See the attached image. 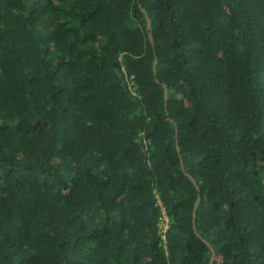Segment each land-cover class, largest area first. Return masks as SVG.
Instances as JSON below:
<instances>
[{
	"label": "trees",
	"instance_id": "obj_1",
	"mask_svg": "<svg viewBox=\"0 0 264 264\" xmlns=\"http://www.w3.org/2000/svg\"><path fill=\"white\" fill-rule=\"evenodd\" d=\"M194 227L264 264V0H0V264H208Z\"/></svg>",
	"mask_w": 264,
	"mask_h": 264
},
{
	"label": "water",
	"instance_id": "obj_2",
	"mask_svg": "<svg viewBox=\"0 0 264 264\" xmlns=\"http://www.w3.org/2000/svg\"><path fill=\"white\" fill-rule=\"evenodd\" d=\"M142 11L144 12V9L142 8ZM147 17V16H146ZM146 30H147V33H148V38H149V41L151 42V44L154 46V39H153V35H152V32H151V22H150V19L147 17V25H146ZM156 65H157V59L155 58L154 62H153V73H154V77H155V81L157 83H160V81L158 80V78L156 77ZM162 87H163V90H164V102H165V110H166V114H168L167 112V102H168V88L166 86V84L162 83ZM39 123V122H38ZM45 124H47V122H45ZM177 151L179 153V156H180V161H181V167H182V170L184 172V174L195 184V180L194 178L185 170L184 168V164H183V160H182V156H181V153H180V147L177 143ZM199 200H200V197L198 196V198L196 199L195 203H194V207H193V214H192V221H193V224L195 226V219H196V216H197V209H198V205H199ZM194 232L197 234V236L205 243L207 244L208 246H210V244L203 238L201 237L198 233H197V230L195 229L194 227ZM211 247V246H210ZM211 250H212V256L210 258V261L208 262V264H213V261H214V258H215V255H214V250L212 249L211 247Z\"/></svg>",
	"mask_w": 264,
	"mask_h": 264
},
{
	"label": "built area",
	"instance_id": "obj_3",
	"mask_svg": "<svg viewBox=\"0 0 264 264\" xmlns=\"http://www.w3.org/2000/svg\"><path fill=\"white\" fill-rule=\"evenodd\" d=\"M165 221H166V223H167V221H168L167 218H165ZM165 228H167V225H165Z\"/></svg>",
	"mask_w": 264,
	"mask_h": 264
}]
</instances>
